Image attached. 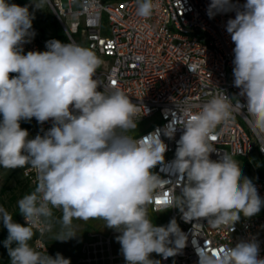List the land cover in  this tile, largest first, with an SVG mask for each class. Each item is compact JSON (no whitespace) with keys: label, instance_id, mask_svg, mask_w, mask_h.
Returning a JSON list of instances; mask_svg holds the SVG:
<instances>
[{"label":"clouds","instance_id":"clouds-1","mask_svg":"<svg viewBox=\"0 0 264 264\" xmlns=\"http://www.w3.org/2000/svg\"><path fill=\"white\" fill-rule=\"evenodd\" d=\"M43 9L45 0H32ZM84 0V7H97ZM136 14L148 18L153 0H136ZM235 12L226 31L234 43V86L247 98V117L257 137L264 136V0H210L209 18ZM34 14L29 7L0 0V168L30 167L36 187L17 201L27 226L15 223L13 214L0 205V222L8 231L3 244L11 264H71L57 253H41L30 245L36 231L51 232L55 219L60 231L54 240L66 242L78 234L74 220H103L116 237L126 264H161L182 253L188 237L175 218L157 226L147 206L161 184L153 169L162 161L167 145L157 129L134 137L139 105L121 90L107 91L95 78L103 61L86 47L68 40L46 42V51H28L23 45L35 36ZM143 56L136 61L142 62ZM189 67V66H188ZM190 69V67H189ZM192 71V69H190ZM16 74V75H11ZM224 93V92H223ZM225 94L203 104L198 112L186 105L183 134L177 141L170 171L178 175L180 194L165 196L160 212L178 208L186 222L206 219L213 227L230 226L241 216L251 218L264 207L252 180L243 176L239 161L216 151L217 126L227 123L233 106ZM139 117V120H137ZM51 121L43 135L29 139L21 121ZM178 126L169 124L163 135L173 138ZM264 152V145H260ZM53 209L61 216L54 217ZM15 242L16 246L11 245ZM257 240H241L213 251L197 247L199 264H264Z\"/></svg>","mask_w":264,"mask_h":264},{"label":"built area","instance_id":"built-area-1","mask_svg":"<svg viewBox=\"0 0 264 264\" xmlns=\"http://www.w3.org/2000/svg\"><path fill=\"white\" fill-rule=\"evenodd\" d=\"M13 1L16 0H8ZM47 2L68 39L93 50L103 61L95 77L102 85L98 90L103 91V87L107 91L121 90L139 105V115L148 110L141 119L155 116L148 128L133 135L139 138L160 129L161 139L167 145L164 161L153 169L160 176L161 184L148 204L152 211L165 207L157 202L165 196L180 194L181 182L170 171V165L184 131L180 126L187 119L182 109L190 105L192 112H198L204 103L224 94L231 99L233 115L230 121L217 126V139L210 141L216 151L210 158L219 160L223 154L245 157L250 179L264 199V152L260 150L264 136L254 135L247 117V98L234 86L235 45L226 31L227 21L235 18L234 11L209 18L210 0H153V13L144 18L136 14V0H97L98 6L91 9L84 7V0H67L66 7L61 0ZM232 2L243 5L246 0ZM32 27L36 34L31 42L23 45L24 54L47 50V40L40 29ZM137 56H143V61L137 62ZM32 121L36 129L29 139L43 135L52 126L51 121L44 124L35 118ZM171 123L178 127L174 137L168 138L163 135V129ZM4 170L0 168V190ZM21 173L29 187L35 188V171L25 167ZM167 210L170 220L175 218L188 241L182 253L175 257L165 260L158 255L156 260L161 264H199L197 247L216 251L220 246H234L253 238L260 245L259 257L264 258V207L251 218L241 216L234 231L230 226L213 227L206 219L186 222L178 208ZM21 220L27 226L23 215ZM36 232L33 247L49 251L44 239L48 232L43 235ZM112 235L86 231L71 264H126L121 251L114 246Z\"/></svg>","mask_w":264,"mask_h":264},{"label":"rangeland","instance_id":"rangeland-1","mask_svg":"<svg viewBox=\"0 0 264 264\" xmlns=\"http://www.w3.org/2000/svg\"><path fill=\"white\" fill-rule=\"evenodd\" d=\"M22 1L24 6L27 5L29 7L30 13L34 14L35 18L33 20L32 25L37 28L43 29L44 34H49L52 30H58L59 27L62 28V26L56 19L53 11L51 10L47 0H45V3L43 4V9L36 8L35 5L32 3V0ZM61 2L63 7L67 6V0H61ZM155 119V116L140 119L138 122L137 129L134 133H132V135L140 133L144 129L148 128L152 124V122L155 121ZM233 158L239 161L243 176L250 179L251 174L248 169L246 158L242 156ZM3 186H5L6 188L0 193V205L4 206L8 211L18 208L17 201L22 198L23 189L29 186L28 180H25V178L22 177L21 168L7 170L4 174ZM147 209L150 219H152L153 223L157 226H164L170 222L169 210H165L163 212H154L150 209L149 206H147ZM60 216L61 212L57 210L56 218H59ZM53 225L54 227L52 228V231L48 232L44 236L49 251L44 252L40 249L35 248L37 251H40L41 253L45 254L47 253L52 257H55L57 253H60L63 255V257L71 259L75 255L76 246L78 245V242L80 240L79 238L81 237L83 231H96L107 234L113 233L112 240L114 245L118 249H120L121 247L116 240V237L119 235V233L113 229L105 227V223L103 220H89L87 222L82 220H74L73 225L75 226V230L78 235L75 238L70 239L66 242L54 240L55 234L60 231V225L56 222V220L53 221ZM30 245L33 247L32 242H30ZM156 258V253L150 254V259L156 260ZM7 264H11L10 256L8 257Z\"/></svg>","mask_w":264,"mask_h":264},{"label":"trees","instance_id":"trees-1","mask_svg":"<svg viewBox=\"0 0 264 264\" xmlns=\"http://www.w3.org/2000/svg\"><path fill=\"white\" fill-rule=\"evenodd\" d=\"M12 3H15L19 6H24L23 4V1L22 0H16V1H13ZM40 29V28H39ZM41 31V35L43 37H45V39L47 41L49 40H52V39H56V40H59L63 43H67L68 42V37L67 35L65 34L64 30L59 27L58 30H52L49 34H44L43 33V29H40ZM21 128H26L27 131H29V136L35 131V125L33 123V121H21ZM6 187L2 185L1 187V190H0V193L1 191H3ZM35 188L34 187H25L22 191V197L25 195V194H30ZM56 209H53V212L54 214L56 213ZM10 213L13 214V221L15 223H19L21 225H24L22 223V220H21V217H22V214L19 213L18 211V208H15L14 210H11L9 211ZM7 236H8V231L7 229L3 226V223L0 227V264H7L8 263V257H9V252H8V248H6L3 244V241L7 239ZM37 237V232L36 234L34 235L33 239L30 241L32 242L35 238ZM29 242V243H30ZM16 244L15 242L11 245V247H15ZM74 257V256H73ZM72 257V258H73ZM72 258L70 259V261L72 260Z\"/></svg>","mask_w":264,"mask_h":264},{"label":"crops","instance_id":"crops-1","mask_svg":"<svg viewBox=\"0 0 264 264\" xmlns=\"http://www.w3.org/2000/svg\"><path fill=\"white\" fill-rule=\"evenodd\" d=\"M6 171L7 170H4V174L6 173ZM4 174H3V176H4ZM149 206V205H148ZM55 214H57V211H56V213ZM84 231L82 232V234H81V237L79 238L80 240L82 239V237H83V235H84ZM80 240H79V242H80ZM46 242V241H45ZM79 242H78V244H79ZM115 246V245H114ZM77 247H78V245L76 246V250H77ZM115 248L117 249V250H119L120 251V249H118L116 246H115ZM75 254H76V252H75ZM158 256V255H157Z\"/></svg>","mask_w":264,"mask_h":264},{"label":"snow or ice","instance_id":"snow-or-ice-1","mask_svg":"<svg viewBox=\"0 0 264 264\" xmlns=\"http://www.w3.org/2000/svg\"><path fill=\"white\" fill-rule=\"evenodd\" d=\"M158 203H162V201H157Z\"/></svg>","mask_w":264,"mask_h":264}]
</instances>
